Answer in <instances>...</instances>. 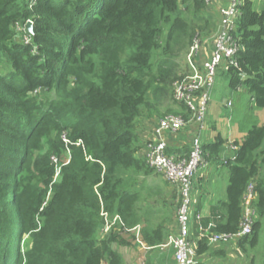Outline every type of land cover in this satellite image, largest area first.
I'll return each mask as SVG.
<instances>
[{"label":"trees","instance_id":"obj_1","mask_svg":"<svg viewBox=\"0 0 264 264\" xmlns=\"http://www.w3.org/2000/svg\"><path fill=\"white\" fill-rule=\"evenodd\" d=\"M182 1L188 2L0 0V264H124L118 248H133L134 237L117 230L100 236L103 209L128 228L144 223L141 237L151 250L165 243L163 229L151 227L153 212L143 214L132 176L154 172L138 155L139 136L151 118L150 99L173 98L176 66L156 57L190 32ZM240 13L229 87L245 89L264 110V11L244 0ZM225 143L218 136L203 147L208 161L230 169L224 214L209 235L239 231L244 194L254 182L257 221L237 246L250 264L260 255L264 264V126L235 142L233 161L222 160ZM52 158L62 165L57 179ZM24 236L30 248L21 252ZM210 252L201 239L198 264Z\"/></svg>","mask_w":264,"mask_h":264},{"label":"built area","instance_id":"obj_2","mask_svg":"<svg viewBox=\"0 0 264 264\" xmlns=\"http://www.w3.org/2000/svg\"><path fill=\"white\" fill-rule=\"evenodd\" d=\"M32 4L36 0H29ZM200 3L215 5L220 9L221 26L219 34L211 37L210 43L199 39L195 35L189 54L186 56V63L189 74L177 78L173 84V101L184 106L189 115H167L161 118L153 130V137L145 144V164L147 167L159 174L163 179L179 191L180 200L177 209L178 233L169 236L168 240L160 246L163 250H172L176 264H198L197 248L198 243L192 238L190 216L192 214V195L194 192L193 181L201 169L209 166L205 158L202 146L203 133L206 127L208 105L213 91L214 80L220 67L226 68L235 66V56L239 51V44L234 33L237 30V20L241 15L240 9L244 0H197ZM225 4V5H222ZM28 23H32L28 21ZM27 24L25 28L27 29ZM33 24V23H32ZM19 28V27H18ZM21 30V28H19ZM26 44L30 43L28 37L21 38ZM20 39V40H21ZM210 47V48H209ZM212 49V50H211ZM202 61L203 63H201ZM229 108L232 107L228 103ZM194 127L190 134V152L188 155H169L167 139L171 136L179 137L186 129ZM183 138V137H179ZM64 143L69 146L70 140L63 136ZM81 146L82 142L75 143ZM232 150L237 148L232 145ZM68 158L63 165L70 162L71 151L68 150ZM185 155V156H184ZM56 164V179L61 174L62 165L56 158H52ZM235 157L233 158V160ZM88 161L92 158H87ZM256 194L255 184L250 183L244 194L242 204V217L240 228L237 233L210 234V229L204 238H207L211 247L217 245H231L239 249L238 241L252 234L253 226L257 221V210L255 208ZM103 218L102 234L108 235L111 231L117 230L123 235H132L134 242L143 251L150 248L141 238V227L128 228L122 218L118 215H111L104 209L101 212Z\"/></svg>","mask_w":264,"mask_h":264},{"label":"rangeland","instance_id":"obj_3","mask_svg":"<svg viewBox=\"0 0 264 264\" xmlns=\"http://www.w3.org/2000/svg\"><path fill=\"white\" fill-rule=\"evenodd\" d=\"M193 1L194 0H188L187 3L183 1L182 3H180V10H182L181 18L188 24L190 31L189 34L191 33L192 37L189 38L188 34L187 37H182V40L179 43L176 42V40H173L169 47L168 55H164L163 51L160 50L157 53L156 57L157 63H161L163 60H168L169 67L176 66L175 75L176 77L179 76L178 78L189 74V68L186 63V56L189 54L191 45L195 40V35L199 33V39L202 40L203 43H210V38L214 37L217 33L219 34V31H217V29L219 30L221 26V15L219 8L216 9V7H214L215 5H212V3L207 4L201 2L204 5V8L198 10L195 8V4L193 3ZM254 2L256 9L259 12H263L264 0H254ZM207 22H209L208 25H206ZM164 29L165 35H167L169 27H165ZM19 37V39L22 38V36ZM163 44H165V38L163 39ZM157 66L158 64H155V71L158 69ZM226 69L227 68L225 66H222L217 71V75L214 80L213 91L211 93L210 102L208 105L209 116L207 117L206 123L209 128V132H212L215 139L218 136H221L226 141L234 140V143L238 142L241 144L244 138L246 137L248 131L252 127L264 126V110H260L255 107V105L252 103L250 95L247 92L243 93L246 91L245 89L242 88L238 91H234L229 87L230 77L229 74L226 72ZM150 100L151 106L145 110L146 116L148 117L150 116L151 118H160V116L163 115H189L187 109L184 106L178 104L176 101H173L172 96H167L166 98L162 99L159 103H155L154 100L152 101V98ZM228 102H230L231 104L233 103L231 108L227 106ZM175 106L181 107V110H179V112H175ZM205 132L206 130L204 131V133ZM183 136L184 133H180V137ZM210 170L211 167L209 166L205 170L201 169L196 178L200 175L201 172L204 171H206L209 175ZM221 174V178L223 179L220 180L221 185L219 186V188L215 190L211 186L213 191L215 190L213 194L218 208H221V206H223L222 203L226 201V190L230 176L229 167L225 165L223 170L221 171ZM132 177L133 183L136 186L135 189L140 194V206L142 208L143 214L146 210L149 212L152 211L153 214H156L155 210L157 209V205L152 204V202L161 203L162 200H164V194H166L165 187L167 182L163 179L161 175L156 174L155 172H152L149 176H146L145 174L136 175L134 173ZM196 178L193 181L194 192L192 195V213L194 209H197L198 207V195L200 194L202 189V187L198 185V181ZM168 186L171 189H177L171 184H168ZM159 206L162 207V204H159ZM223 214L224 211L221 208V215ZM152 215H150L152 217H150V219H154ZM193 221L194 215L191 214L190 223H192ZM104 235H106V233L102 234L101 229L100 236ZM28 248H30V246L28 245L27 237L24 236L20 242V251L25 252ZM118 251L124 259V264L125 261H127L128 263L129 261H131L132 264H144V260L139 257V255H141L140 251H138L134 247H120L118 248ZM258 251L261 252V247ZM233 252L236 253V256L232 257L231 260L233 261L229 263L242 264L243 262L240 263V259L237 260L236 257L239 256V258H245L247 256H245L239 249H237L236 251L235 249H233ZM260 256L258 258L257 264H261ZM133 258L135 259L132 260ZM148 260L149 259L146 260V264ZM150 261L152 263L158 262V260L154 257L150 258ZM248 263L249 260L247 261V263L244 264Z\"/></svg>","mask_w":264,"mask_h":264},{"label":"crops","instance_id":"obj_4","mask_svg":"<svg viewBox=\"0 0 264 264\" xmlns=\"http://www.w3.org/2000/svg\"><path fill=\"white\" fill-rule=\"evenodd\" d=\"M200 62L203 63L202 61ZM243 93H246V91ZM174 108H175V112H179V110H181V107L175 106ZM163 116H160V118L157 117L149 118L148 120L146 119L142 122V129L140 131V136H139L140 141H139V153H138L140 158L144 159L146 141L153 137V130L155 126H157L159 120L163 118ZM208 116H209V112L207 113V117ZM205 130L206 132L203 133V138H202L203 147L205 145L213 143L216 140L212 132H209L207 123ZM193 131H194L193 126L192 128H188L185 130L183 136L184 141L179 138L180 136L169 137L167 139L169 155L179 156L181 154H185L184 153L185 148L190 147V138H191L190 134H192ZM232 145L235 146L234 140L226 141L223 147V152L221 154L223 161L224 160L233 161V158L236 156V151L232 150ZM225 163L226 162L218 163V162L209 161V167H211L210 174L208 175L206 170L204 172H201L200 175L196 178L198 181V185H200L202 189L200 194L198 195V201H199L198 207L197 209H194L192 213V215H194V221L192 222L191 235L192 238L197 242L203 239L206 236L207 232L215 226L216 221L221 219V217L223 216L221 215V208H218L216 205V200L214 198L213 192L217 190L221 185L220 180L223 179L221 178L222 175L221 171L223 170ZM211 186L215 189L214 191L211 188ZM165 188H166L165 191L166 194H164V200H162L161 203L152 202V204L157 205V209L155 210L156 214L152 215L154 219H150L153 221V222L151 221V227H159L163 229L164 242L168 240L169 236L176 235L178 233L177 209L180 200L179 192L177 189L174 188L171 189L167 183ZM217 199H218V194H217ZM159 204H162V207L159 206ZM138 226H140L141 229H143L145 227V224L142 223V225H138ZM133 244H134L133 247L138 251H140L141 255H139V257H141L142 260H144V264H146L147 259H149L148 260L149 262L150 258L152 257L158 260V262H155L153 264H176L174 259V253L172 250H163L159 246L158 248L153 250L150 249L148 251H143L141 248H139L136 245L134 241ZM233 249H235V251L237 250L236 248H234V246L232 247L231 245L214 246L212 247V252L202 257L201 262L204 264H230L233 261L231 260V258L236 256V253L233 252ZM223 250L226 252V255L216 256L215 253L216 251H223ZM236 258L237 260L240 259L239 262L240 263L243 262L242 264L247 263L248 260H249L248 264L251 263V256L248 258L247 257L239 258V256H237ZM134 259L135 258H133L132 260ZM125 264H132V262L129 261L128 263L127 261H125Z\"/></svg>","mask_w":264,"mask_h":264},{"label":"water","instance_id":"obj_5","mask_svg":"<svg viewBox=\"0 0 264 264\" xmlns=\"http://www.w3.org/2000/svg\"><path fill=\"white\" fill-rule=\"evenodd\" d=\"M27 30H28V32H29L30 34L33 33V24H32V23H28V24H27Z\"/></svg>","mask_w":264,"mask_h":264}]
</instances>
